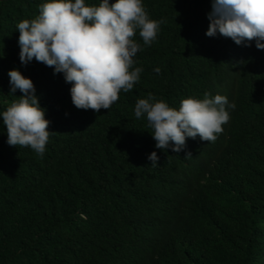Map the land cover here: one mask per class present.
Masks as SVG:
<instances>
[{
  "label": "trees",
  "instance_id": "16d2710c",
  "mask_svg": "<svg viewBox=\"0 0 264 264\" xmlns=\"http://www.w3.org/2000/svg\"><path fill=\"white\" fill-rule=\"evenodd\" d=\"M47 2L0 0V264H191L186 250L194 238L202 254L196 264H247V253L255 259L258 240L239 216L246 208L245 194H257L260 188L259 195L264 192L261 117L239 118L245 135L229 160L245 172L228 166L209 181L215 198L203 210L232 214L229 234L214 223L203 226V212L193 210L208 196L205 192L181 214L180 226L192 228V233L180 240L175 235L169 242L155 233L145 236L146 218L153 210L177 215L165 204V178L171 177L173 167L160 154L158 166L151 165L148 157L156 141L146 114L119 122L106 109H77L70 95L72 85L63 73L54 74L53 67L35 58L27 65L21 63L17 25L35 19ZM101 2L85 0V5ZM142 4L149 19L163 22L150 45L144 44L140 29L133 37L141 50L133 57L130 71H142L129 92L138 100L151 93L152 103L163 101L179 110L183 99L222 95L233 78L264 74V59L256 64L250 47L244 45L257 48L255 40L237 45L219 33L206 35L212 0H142ZM258 50L264 56V50ZM12 69L33 81L39 105L50 121L42 156L30 146L7 143L2 114L22 95L19 90L10 93ZM240 94L245 96L243 91ZM132 112L131 101L121 115ZM137 123V130L133 129ZM226 172L233 173L230 183Z\"/></svg>",
  "mask_w": 264,
  "mask_h": 264
},
{
  "label": "clouds",
  "instance_id": "9594fccd",
  "mask_svg": "<svg viewBox=\"0 0 264 264\" xmlns=\"http://www.w3.org/2000/svg\"><path fill=\"white\" fill-rule=\"evenodd\" d=\"M208 19L207 36L214 37L219 33L237 45L255 40L257 48L244 43L251 49L250 58L256 64L264 59L258 50H264V0H212ZM162 22L149 19L142 0H116L112 4L109 0H102L99 6H86L85 0H50L40 6L35 19H25L17 25L20 61L27 65L35 58L53 67L54 74L63 73L65 81L72 85L70 95L77 109L96 112L106 109L107 114L118 116L119 122L134 117L140 119L146 114L156 141L155 151L150 152L148 159L156 167L160 154L164 156L163 162L165 160L173 167L171 177L165 178L168 195L165 204L173 207L177 215L173 218L164 209L157 214L153 210L146 218L145 236L155 233L160 240L169 242L175 235L180 240L192 233V228L180 226L181 214L188 210L192 200L205 192L208 196L196 202L193 210L203 212L200 218L203 226L214 223L218 230L228 235L234 219L232 214H220L213 208L203 210L207 202L215 198L212 193L216 191L209 181L228 166H236L234 172H245L229 160L245 135L240 117H261L264 137V74L258 71L245 74L241 79L233 78L228 88L221 90L222 95L209 98L205 94L203 100L183 99L179 110L163 101L152 103L155 98L151 93L147 99L138 100L129 92L142 71L140 68L130 71L133 57L141 50L133 37L136 29H140L144 44L150 45ZM154 71L159 73L160 69ZM8 75L10 93L19 90L22 95L2 114L7 143L10 146H30L42 156L50 135V121L39 105L33 81L17 69L10 70ZM241 91L245 93L244 97ZM131 101L134 112L121 115ZM137 128L138 123L133 126V129ZM177 157L181 161H175ZM226 175L230 183L233 173L226 172ZM261 190L257 189V194L250 191L242 197L246 208L240 210L239 216L258 240L257 257L249 260L253 264L264 261V192L260 196ZM191 194L194 197L188 198ZM201 255L195 238L191 239L186 250L189 262H200Z\"/></svg>",
  "mask_w": 264,
  "mask_h": 264
},
{
  "label": "bare ground",
  "instance_id": "6f19581e",
  "mask_svg": "<svg viewBox=\"0 0 264 264\" xmlns=\"http://www.w3.org/2000/svg\"><path fill=\"white\" fill-rule=\"evenodd\" d=\"M219 134V133H218ZM250 250H252V247H250L249 248V252H250ZM263 255H264V253H262ZM246 258H247V261L249 262V260H251L252 261V259H251V257H250V255H248V253H247V255H246ZM250 263V262H249ZM250 264H253V263H250ZM261 264H264V261H262V263Z\"/></svg>",
  "mask_w": 264,
  "mask_h": 264
}]
</instances>
